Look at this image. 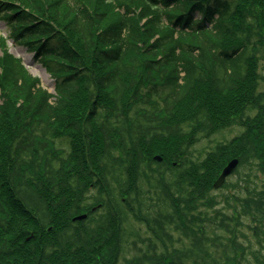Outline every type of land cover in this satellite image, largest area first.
Listing matches in <instances>:
<instances>
[{
  "label": "trees",
  "instance_id": "trees-1",
  "mask_svg": "<svg viewBox=\"0 0 264 264\" xmlns=\"http://www.w3.org/2000/svg\"><path fill=\"white\" fill-rule=\"evenodd\" d=\"M1 16L56 92L0 38V264H264V0H0ZM13 212L46 234H15Z\"/></svg>",
  "mask_w": 264,
  "mask_h": 264
},
{
  "label": "rangeland",
  "instance_id": "rangeland-1",
  "mask_svg": "<svg viewBox=\"0 0 264 264\" xmlns=\"http://www.w3.org/2000/svg\"><path fill=\"white\" fill-rule=\"evenodd\" d=\"M120 9L123 11L126 8L125 7H121V6L119 8H117V10H120ZM9 30H10V28H9L8 24L0 19V38L1 37H6L8 35V33H9ZM5 43H6V47H8V51L13 53L15 56L21 57L23 62H24V64L29 69V72L34 74V75H36V76H38L40 78V84L43 87L47 88L49 91L54 92V88H55V85H56L55 78L47 71L45 65L42 62L38 61V59H36L35 50H33L32 48L28 49L27 48L28 46L26 44H21V43H18V42H14L13 39L10 38V37H8L6 39ZM1 51H2V48H1ZM203 94L208 96L209 92L207 91V88L203 89ZM1 104H2V98L0 96V105ZM187 106L188 105L183 106L182 109H185ZM240 129H241L240 126L233 125L232 127L228 128V129H225L222 132L215 133V134L211 135L210 137L201 138L193 146L192 153H193L194 158L195 159L200 158L199 157V151L202 148L204 149V152H205L206 150L210 149V147L213 146V144L216 143L217 141L232 138L236 133L240 132ZM232 159H234V157H231V159L229 158L227 164ZM227 178H228V180H231V181L235 180L236 179V174H232L231 173L228 177H226V179ZM226 179H225V181H226ZM213 192H216L215 194H217V196L220 197L219 199H222V197L220 196L222 193L231 192V191L228 188H224L222 190H216V191H213ZM4 198L5 197L2 195V193H0V201L1 202L2 201L4 202ZM80 213H83V212L81 211ZM59 215L61 216V218L58 217L57 221H58V223L63 224L64 221H65V215H63V213H60ZM131 219L135 220L134 218H131ZM134 222H138V221L135 220ZM32 224H34V225H32ZM127 225H128V223H127ZM138 225H140L138 227L141 230V234H140L141 237L140 238H143V237L151 235L150 232H147L145 230V225L144 224H141V223L138 222ZM9 227H10V229L12 231L15 232V234L17 232L19 234V236L22 235L24 231L30 232L31 233L30 235H32L33 237L35 236L34 234H36V235H38L39 238L46 234L45 231L43 229H41V226L39 224L35 223V221H32L29 217L22 216L21 213H14L13 212V217L11 218V221L9 222ZM50 231H48V233ZM1 234H3V232H0V235ZM30 235H28L27 238H29ZM132 238H130V239H132ZM140 238H139V241H141ZM130 252H132V253H129L131 256L133 254H135L136 253L135 248L132 247V250ZM4 255H5V252H1L0 260L2 258H3L2 261L4 260ZM119 256H120V254H119ZM248 256H250V255H248ZM113 257H115V256H113ZM74 258H76V256H74ZM74 258H73V256H71V257L68 256L67 258H63V259L65 261L66 260L70 261L71 259H74ZM250 258L252 259L253 264H258V262L256 263L255 260L251 256H250ZM82 259H83L82 256H78L77 257V261L78 262L81 261ZM118 259H119V257H118ZM118 261L121 263L120 260H118ZM1 264H4V263H1ZM225 264H233V262L229 261V262H227Z\"/></svg>",
  "mask_w": 264,
  "mask_h": 264
},
{
  "label": "water",
  "instance_id": "water-1",
  "mask_svg": "<svg viewBox=\"0 0 264 264\" xmlns=\"http://www.w3.org/2000/svg\"><path fill=\"white\" fill-rule=\"evenodd\" d=\"M155 158L159 160L162 159L160 155H155ZM238 162H239V159L234 158L223 168L221 174L214 182V187H220L224 183L226 177L234 171L235 167L238 165ZM85 216L86 214H82V215H78L75 218H84Z\"/></svg>",
  "mask_w": 264,
  "mask_h": 264
},
{
  "label": "flooded vegetation",
  "instance_id": "flooded-vegetation-1",
  "mask_svg": "<svg viewBox=\"0 0 264 264\" xmlns=\"http://www.w3.org/2000/svg\"><path fill=\"white\" fill-rule=\"evenodd\" d=\"M135 255H137V254H133L132 256L131 255H129L128 257H126V259H132V258H134L135 257ZM121 261V260H120ZM123 261L124 260H122L121 262L123 263Z\"/></svg>",
  "mask_w": 264,
  "mask_h": 264
}]
</instances>
